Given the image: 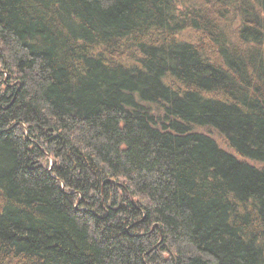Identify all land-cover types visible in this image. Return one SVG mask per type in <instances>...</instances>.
<instances>
[{"label": "trees", "instance_id": "obj_1", "mask_svg": "<svg viewBox=\"0 0 264 264\" xmlns=\"http://www.w3.org/2000/svg\"><path fill=\"white\" fill-rule=\"evenodd\" d=\"M0 264H264V0H0Z\"/></svg>", "mask_w": 264, "mask_h": 264}]
</instances>
